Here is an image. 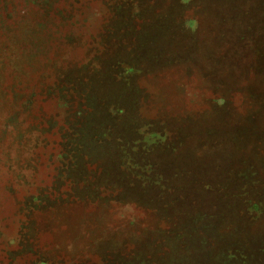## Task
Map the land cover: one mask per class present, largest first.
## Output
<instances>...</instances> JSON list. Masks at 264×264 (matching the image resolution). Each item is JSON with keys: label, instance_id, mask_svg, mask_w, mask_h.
<instances>
[{"label": "rangeland", "instance_id": "374dc122", "mask_svg": "<svg viewBox=\"0 0 264 264\" xmlns=\"http://www.w3.org/2000/svg\"><path fill=\"white\" fill-rule=\"evenodd\" d=\"M0 264H264V0H0Z\"/></svg>", "mask_w": 264, "mask_h": 264}, {"label": "trees", "instance_id": "16d2710c", "mask_svg": "<svg viewBox=\"0 0 264 264\" xmlns=\"http://www.w3.org/2000/svg\"><path fill=\"white\" fill-rule=\"evenodd\" d=\"M96 104H97V103H96ZM97 105H99V103H98ZM97 105H96V106H97ZM105 112H106L107 114H106ZM101 113L107 115L109 119H114V118L118 119L119 116H121L119 121H121L123 118L126 119V115H127V113L124 114L123 112H121V110L119 111L118 109H116V111L111 109V111L109 110V112H108V109H107L106 107H99V106H98V108L95 107V111H94L93 118H94V117H95V118H98V117L101 115ZM114 120H115V119H114ZM115 121H117V120H115ZM108 133H109V130H108ZM108 133L105 132L103 135L108 134ZM105 136H107V135H105ZM69 144L72 146V145L75 144V143L72 141V142H69ZM74 150H77V146H75V147H68V152H69V153H70V152H73ZM78 167H79V163L77 164V163H75V161H74V162H73V166H71V172H70V173H72V175H74L75 172L77 171V168H78Z\"/></svg>", "mask_w": 264, "mask_h": 264}]
</instances>
